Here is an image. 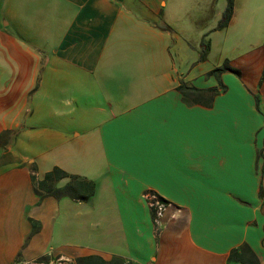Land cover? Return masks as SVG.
Segmentation results:
<instances>
[{
  "label": "crops",
  "instance_id": "0c3cea01",
  "mask_svg": "<svg viewBox=\"0 0 264 264\" xmlns=\"http://www.w3.org/2000/svg\"><path fill=\"white\" fill-rule=\"evenodd\" d=\"M225 3L0 0V264H264V0Z\"/></svg>",
  "mask_w": 264,
  "mask_h": 264
},
{
  "label": "trees",
  "instance_id": "16d2710c",
  "mask_svg": "<svg viewBox=\"0 0 264 264\" xmlns=\"http://www.w3.org/2000/svg\"><path fill=\"white\" fill-rule=\"evenodd\" d=\"M231 10H232V0H226L225 6L221 12V17L219 19L218 26H223L227 22V20L230 16ZM206 49H207V44L205 42V45L202 46L199 50L198 59L201 60L205 57ZM223 70H233L235 72L237 71L235 68L230 66V64L228 63V61L226 59H224L220 64H218V65L214 66L213 68H211L210 70H208L207 74H211V73L217 74ZM183 86H184V83L181 82L178 84L177 87L182 89ZM65 176H68L69 180L61 189L53 187L52 184H53L54 180H56L60 177H65ZM31 177L33 178V187H34L35 191L37 190L36 188L41 187V188H46L47 192L51 191L52 193H55L54 191L57 190V191L66 192V193L72 195V194H75V192H73V188L83 187L85 194L83 196L77 195V197H85L86 194L87 195L91 194L92 189H93V185L90 181H85L81 178H78L74 174H68L65 170L61 169L58 166H53L50 169L46 170L43 173L41 179L35 180L33 174H31ZM260 191H261V189L259 190V192ZM73 196H75V195H73ZM42 259H43V257L39 256L35 260L41 261ZM229 262H238L239 264H241L239 261H229Z\"/></svg>",
  "mask_w": 264,
  "mask_h": 264
},
{
  "label": "built area",
  "instance_id": "2783aa9c",
  "mask_svg": "<svg viewBox=\"0 0 264 264\" xmlns=\"http://www.w3.org/2000/svg\"><path fill=\"white\" fill-rule=\"evenodd\" d=\"M145 198L148 205L151 207L153 213V219L155 222H158L159 217L161 216L167 202L164 200L159 199L153 192H146ZM35 264H43L42 261L34 260ZM227 264H239L238 262H229Z\"/></svg>",
  "mask_w": 264,
  "mask_h": 264
},
{
  "label": "rangeland",
  "instance_id": "374dc122",
  "mask_svg": "<svg viewBox=\"0 0 264 264\" xmlns=\"http://www.w3.org/2000/svg\"><path fill=\"white\" fill-rule=\"evenodd\" d=\"M219 16L221 17V14H220ZM220 17H219V18H220ZM205 42H206V41H205L203 38H201V40H200V44L203 45ZM201 47H202V46H201ZM201 47H200V48H201ZM200 48H199V50H200Z\"/></svg>",
  "mask_w": 264,
  "mask_h": 264
}]
</instances>
